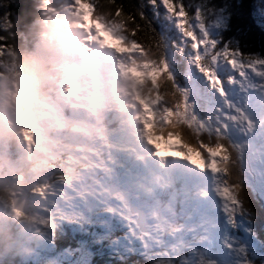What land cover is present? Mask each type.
<instances>
[{"label": "trees", "instance_id": "16d2710c", "mask_svg": "<svg viewBox=\"0 0 264 264\" xmlns=\"http://www.w3.org/2000/svg\"><path fill=\"white\" fill-rule=\"evenodd\" d=\"M36 2V0H0V63L3 58L2 49L14 50L13 52L16 53L19 51L21 47L19 37L25 33L35 20ZM87 2L90 6L91 17L88 16L89 20L96 21L100 27L106 25L111 27L119 26L126 34L124 39L135 45V49L128 47V49L133 50L129 69L138 72L141 76V85L136 88L135 99L148 108L147 114L143 113L144 118L148 122L147 125L143 126L145 133L157 139L160 151L170 157L189 159L195 162V166H205L211 161L212 166L218 168L221 174L223 186L228 185V194L223 199L230 204L236 203V191H233V189H236L237 185L240 186L237 191H239V198L243 207L236 211L235 223H230L228 216L224 213L223 223L226 224L230 232L239 236L237 240L231 238L229 243L233 246L231 251L228 247L229 244L223 243L229 250L227 254L229 256L228 264H240L245 259L251 264H264V188L257 189L256 174L253 173L251 168L247 169L245 159L239 155L241 151L238 145L236 144L239 151L232 140L229 139V135L220 129L221 125L217 126L218 122L214 120L215 116L206 115V107H200L203 116L200 117V121H197V125L187 122L186 118L189 112L185 109L187 106L185 101L191 100L190 96L194 95L193 91H186L188 90L186 88L188 79L185 77L188 76L189 66L186 64L184 57L178 56L172 63H165L167 47L159 21L157 20L156 23L150 24L149 18H141L139 15L142 10L141 7H143L147 15H151V7L147 3L143 5V0H87ZM209 3L213 5L226 4L227 16L225 21H217L221 31L220 42L226 43L231 47H238L246 53L253 54V56L259 55L264 59V27L261 26L262 23L260 21H255L251 14L255 0H210ZM255 67L257 73L259 67ZM0 71H3L1 67ZM258 78H262L264 83V76H259ZM224 82H227L226 78ZM208 89L207 86H201L200 84L193 99L207 95ZM257 92L262 95L259 89H257ZM211 94H214L212 90ZM263 96L264 94L261 97ZM132 99L131 97L130 100ZM208 111L213 113V110ZM39 114L37 124L38 126H43L42 115L44 112ZM44 116L48 117V115ZM68 133L69 129L63 128L54 136L62 135L64 138H68ZM39 134L49 137V133L44 134L39 131ZM57 144L73 149L72 140L56 141L53 146L57 147ZM15 149L14 144L6 147V149H3L2 146L0 147V187L7 184L5 182L6 176L10 178L5 190L0 189V201L3 202L4 206L8 205L4 208L0 206V219L10 223L12 219H18L19 214H25L36 206L32 200V192H29L27 211L21 213L13 209L11 202L13 194L24 191L28 185L36 186L37 190L43 188L39 197L45 205L43 210L49 211L52 207L49 214H54V218L60 220L59 223L61 225L62 221H64L62 228L54 226L49 231L53 237L52 241L55 242V245L57 243L58 248L65 249L69 244L79 243L87 255L85 264H141L139 261L144 258L141 256V245H145L147 238L140 236L143 233L139 231L135 235L131 233L130 223H127L126 220L121 219L118 215H121V213L118 212V205L115 199L110 202L109 200H103L102 197L96 198L95 194L89 191V186L92 185L95 188L106 190L104 192L112 198L120 195L118 192L109 194L110 187L114 183L108 177H113L111 175L116 170L123 171L122 165L106 158L98 160L95 157L93 160L82 161L78 168L87 169L89 176L86 177L88 182L81 185V189L78 190L79 193L76 194V191L66 190L62 195H59L54 190L49 195L42 190H45L46 184H48V188L53 184L52 177L54 174L58 176L57 174L63 171L60 168L53 173L44 171V176L51 177L49 179L41 177V181H38L36 176L32 174V172L35 173L36 171L35 152L26 156V154ZM201 150L207 155H202ZM37 152L40 154L45 153L44 150ZM13 153H16L14 157ZM81 153V150H79L78 154L81 155ZM11 158L14 160L13 165L17 173L13 172V174L8 175ZM165 163L169 164L170 160L166 158ZM134 177L136 178L135 175ZM132 180V178H128L123 185L117 186L121 192L128 195V200L135 204L137 198L135 192L137 189ZM85 188L87 189L85 190ZM57 189H59L58 185ZM141 194L143 195L144 192H141ZM220 194L222 193H213V197L209 200L211 204L208 203L211 207H213L215 202L219 201L216 198ZM75 195H88L87 198L90 201L92 200L93 210L89 209L88 223H79L73 220V224H67V221L70 220L68 214H64L66 216H57V212L60 210L69 213L68 211L71 207H67V203L63 204V202L69 196L74 198ZM169 195L170 197L173 196L172 194ZM189 203H192L193 207L196 208L194 201L187 202V204ZM185 204L180 203L178 208V212L181 214L179 216L180 219L175 222L170 219L168 224L164 226L165 232L163 235H165V241L170 240V242H166L167 247H164L163 252L160 248L162 244L159 243L160 247L157 244L160 237L153 233L147 236L151 239L149 242L152 244L149 246V250L152 253H149L151 260L144 264H188L185 254L197 247L196 239L194 240L193 238L195 234H204V239L210 244L212 249L218 244L211 239L214 233L207 231L208 226H205L206 223L201 224V222L193 218L188 221L191 215H183L182 211ZM201 205L203 206V202H201ZM78 207H86V205L81 203ZM7 208L10 211H7ZM237 208H239V205H237ZM14 212L16 213L14 214ZM45 213L47 214V212H42L41 214ZM34 214L35 212H31V216L27 220H22V228L26 232L33 231L34 224L38 222L39 214ZM129 216H131L133 224L134 215L129 213ZM104 219L111 221L109 227L104 223ZM218 220L216 215L213 217L208 215L205 222L211 221L213 223L216 221L215 224H217L221 222ZM187 221L189 225H186ZM46 222L48 224L52 221L46 220ZM6 223H1V226L6 225ZM1 226L0 232L4 230ZM100 226H102L103 231H100ZM167 228L175 229L174 231L176 232L178 230L183 232L181 239L185 241L186 245L183 246L186 252H176V249H178L176 237L171 234L173 230L170 231ZM135 229H138L137 224ZM149 229L152 231L153 227ZM85 233H92V237L84 236ZM101 234L104 236H101ZM125 236L129 237L130 241ZM237 245L240 247L238 251L234 249ZM167 252L172 253L171 258L173 261L169 260L166 255ZM221 252L223 253V250ZM160 253H162V256ZM196 264L218 263L208 256L204 262H196Z\"/></svg>", "mask_w": 264, "mask_h": 264}, {"label": "rangeland", "instance_id": "374dc122", "mask_svg": "<svg viewBox=\"0 0 264 264\" xmlns=\"http://www.w3.org/2000/svg\"><path fill=\"white\" fill-rule=\"evenodd\" d=\"M36 1V12L34 14L35 25H33V27L31 28L29 36H26L22 40L23 48L21 49V52L18 54L8 49H2L3 58L2 62L0 63V67L3 69V71H0V147L2 146L3 149H6V147L14 144L16 150H18L17 145L20 144V142H23L24 148L22 153L26 154V156H29L30 152H35V160L37 161L35 167L36 171L35 173L32 172V174L36 176L38 181H41V177H44L45 179H49L51 177L44 176V171L53 173L56 172L58 168H60L63 172L59 174V180H57V176L54 174L52 177V180L54 181L53 184L49 188L48 184H46L45 190L42 191L46 192V194L51 195V193L56 190L59 195H62L65 187H77V180L81 177L86 176L88 170L85 168L79 169L77 167L76 161H78L79 159L78 157H75V155H72L73 149L63 147L59 144H57V147H54L53 145L57 141L56 138L50 136L46 137L42 134L40 135L37 119L39 118V113H43L44 111L48 110L46 104L50 103V93H53L54 96H57L60 92L64 91L63 81L65 80V75L59 72L58 69H55V67L59 65L57 64L50 70L45 84L40 88H37L35 85L28 81L23 62L25 57L36 50L38 44L43 38V29L52 20H66L69 22L71 28L74 29L77 33L78 38L76 40V47L83 44L90 48H94L95 45L99 43L101 46L102 39L95 31V29L98 28V24L96 23V21L93 20V23H91V21L88 19V16H90V6L87 0ZM143 1V5H145L147 3V0ZM186 2L199 4L204 8L206 19L208 22L209 34L212 39H215L217 42L219 39L220 42L219 36L221 31L219 30L217 21H225L227 16V12L225 10L226 4L222 3L220 5H213L209 3L210 0H186ZM251 14L254 17L255 21H260L264 24V0H255V5L252 8ZM158 21L161 25V31L163 33V36L165 37L167 47L165 63L169 64V62L172 63L176 58L175 53L178 50L177 45L180 43V41L174 27H172L170 22L165 18L162 9H160V17ZM36 24H39V26H36ZM86 24L91 26L86 28ZM107 27L110 30L108 33H106V36L111 44L125 45L126 47H133V49H135V45L129 43L126 39H124L126 37V34L124 33V30H122V28H120L119 26L111 27L109 25H107ZM32 38L35 39L32 40ZM173 41H176L177 43L174 44ZM224 44L226 47H228L226 43ZM98 49L100 50L101 48L99 47ZM106 49L107 54L110 57L106 60V57H104L105 55L97 54L95 57L97 67L101 69L105 63L107 66H109L107 68L109 69V73H112V76H110L109 74L108 75L112 78L114 76L112 89L119 97L132 95L134 87L133 80L131 78H127L121 70H116L114 65L116 58L115 56L118 52H120L119 48L107 45ZM185 51L187 52V49H185ZM257 58L262 59L259 55H255L253 56V59L244 58L243 63H241L240 61H229L230 63H233V68L235 69L234 72L231 71L236 76L234 79L243 78L244 82L241 85L237 84L236 89H232L236 90L235 97L230 100V102L227 104L226 109L223 107L224 111L222 113L219 112V115H214V120L217 121V116H219L220 124L222 123L221 117H224L225 112L228 113V120H223V127L224 124L227 123L226 131L232 134L234 140L237 143L242 144V148L245 151L248 150L245 161L250 165L253 173L256 174L257 180L260 181L264 177V145H261V147L256 152H253L246 146V144L250 142V139L244 137L243 135L262 134L264 136V128L256 126L257 122H259L260 124L264 123V111L259 118L256 115L253 116L252 111L246 112L245 110H238L243 108V104L237 102L241 100L250 103L251 92L250 90L246 89V79H248L249 77L251 78V71H248L249 68L251 66L258 67V64L260 62L256 60ZM184 59L186 64L189 66L188 76L185 77L188 78V84L186 87L188 91H190L192 85L199 83H201V86H207L209 88V94L203 96L201 100L193 99V96H191V100L195 101L196 104L195 115L203 116L202 113L199 114L198 112L199 107H206L207 110H213V112H216L214 107L215 104H212L213 96L211 94V90L214 89L213 92L216 95L218 104H223L224 100L226 99L224 90H221L219 82H215L212 85V89H210L209 83L206 82L205 78L200 75V73L197 71V67L192 66V63L187 59V56H185ZM225 59H227V56H225ZM82 61L85 60H81L80 64H82ZM88 61H90L92 65V60L86 59L85 63L81 66V70L90 68V62ZM68 66L72 68L71 64H68ZM163 66L166 67L165 65ZM205 69H207V63H205ZM261 70L263 72L261 71L258 77L264 76V68H261ZM205 75H207V71H205ZM224 75L231 76V74L229 73H226ZM256 77L257 75L255 74V78ZM115 78L117 79V84L121 86L122 91L116 85ZM260 79L262 80V78ZM101 82L103 86H106L108 84L103 79H101ZM21 86H26V90L21 89ZM48 88L50 89L48 90ZM112 89L101 92L103 100L101 105L99 106L100 112L104 110L112 111L111 104L113 106L117 105V99L112 98L114 96ZM261 89L263 90V87H261ZM217 93H219V95H217ZM8 95L11 96L8 97ZM128 99L131 98L128 97ZM129 103L130 101L126 100L120 101V105L124 107L128 106ZM187 108L191 109L192 104L189 103ZM118 125L119 124H115V126ZM23 133H28V139L24 137ZM129 141V138L126 137L125 144L123 146L124 150L128 153L133 150L130 148ZM250 147L256 150L258 148V144L256 145L255 143H252L250 144ZM44 148L47 149V152L44 153V155H40V153L37 151H41ZM15 155L16 153H13V157ZM13 163L14 160L11 158L9 161L10 171L8 172V175L13 174V172L17 173V170L14 168ZM156 163H158V159H156ZM9 179L10 178L6 176L5 182L7 184L9 182ZM108 179L115 180L114 177H108ZM156 180L157 179L155 178H150V183L154 184ZM213 181L215 184H217L216 176H213ZM59 182L60 184H58ZM7 184L1 186L0 189L5 190ZM57 185L59 189H57ZM26 188L29 189V192H32V200L36 206L34 208L32 207L31 210L26 212L25 214H19L18 219L20 220V222L17 218L12 219L10 223H6L2 219H0V226L1 223H6V225L1 226L2 228H4V230L0 232V235H2L0 236V264H85L87 262V255L81 245H79V243H76L73 246L69 244V246L65 249H60L53 247V244L51 242L49 243L44 237H42L43 233H45V229L51 228L52 225L62 228L63 224L61 225L59 223L60 220H56L54 218V214L50 215V217L48 218L42 217L41 213L45 212L43 210V206L45 205L43 202H41L39 197L41 189L43 188L37 190V187L33 185H28ZM92 188H94V190H92ZM89 191L94 193L96 198L102 197L103 200L111 201L112 199H115L116 201H120V203L122 201H126V197L123 195H117L115 198H111V196L104 192L106 190H102V188H95L92 185L89 186ZM66 203H69L71 207L68 211L69 213L65 212L64 210H60L59 212H57L58 217L66 216L64 214H68V218L70 220L67 221V224H73V220L74 222L88 223V213L90 212L89 209H91V211L93 210L92 200L90 201L87 196L81 195L69 199L68 201L66 200ZM81 203L85 204L86 207H78V205H80ZM0 206L4 208L8 205L4 206L3 202L0 201ZM123 208L125 214H128L127 208L124 205ZM7 211L10 210L7 208ZM146 211L148 214L149 210ZM31 212H35L34 215L39 214L38 222L34 224L33 231L26 232L22 228V220H27L31 216ZM15 213L16 212H14V214ZM150 215L155 217L152 221V231L157 232L159 235L162 234L164 226L170 219L167 212L160 210L159 206L156 205V208L150 210ZM46 220L52 222L47 224ZM104 223L107 226L110 225V222L108 221L104 220ZM210 224L212 223H206L205 226L207 227ZM85 227H87V225H85ZM100 229L102 230V226H100ZM209 231L211 233H214L215 241L218 242V234L221 233V229L218 226H210ZM87 235L89 237H92V233L84 234V236ZM203 246L206 247V250L203 253L204 255L211 256V254H215L211 257L217 260L219 264H228L229 260L227 254L229 253V251L227 249H225V254L222 255L219 254L220 249L222 248V246L219 244L215 245L214 250L210 249V247L207 245ZM235 249L240 250V247H235ZM17 251H19L21 255L16 256L14 253ZM19 257L21 259L20 262H18Z\"/></svg>", "mask_w": 264, "mask_h": 264}, {"label": "snow or ice", "instance_id": "6c2138e0", "mask_svg": "<svg viewBox=\"0 0 264 264\" xmlns=\"http://www.w3.org/2000/svg\"><path fill=\"white\" fill-rule=\"evenodd\" d=\"M147 5L151 7L152 14L147 15L141 7L139 13L141 18H149V23H156L160 17V9L163 10L165 18L170 22L171 26L174 27L180 43L177 45L178 50L176 51V56L185 57L192 63L193 67H197V71L201 76L205 78V81L209 83L210 89L215 82H219L221 90H223L224 80L222 76L230 71H235L233 68V63L240 61L244 62L245 57L253 59V54L246 53L239 49L238 47H226L223 42H217L212 39L208 31V22L206 19V13L202 6L199 4H194L191 2H186V0H147ZM243 6V5H242ZM19 7V6H18ZM7 15V13H5ZM176 44V41H173ZM187 49V52L185 51ZM227 56V59H225ZM260 63L258 67L264 68V59H256ZM205 63H207V69H205ZM207 71V75H205ZM214 90V89H213ZM188 91V90H186ZM219 95V93H217ZM186 105L188 103L192 104L193 114H196V104L195 101L186 100ZM217 113L221 110L219 108L215 109ZM224 120H228V113H224ZM217 121L219 126L220 117L217 116ZM224 128H227V123L224 124ZM203 143V141H201ZM202 155L206 156V153ZM173 155H175L173 153ZM193 163H195L193 161ZM202 167V166H201ZM239 185L236 186V203L230 204L223 197L228 194V185H224V191L220 196L221 207L225 215L228 216L230 223H235L236 211L241 209L242 203L239 198ZM219 191V190H218ZM239 205V208H237ZM231 209V211H229ZM229 250H232V245H228ZM246 256V253H245ZM240 264H251V262L246 259L241 261Z\"/></svg>", "mask_w": 264, "mask_h": 264}, {"label": "clouds", "instance_id": "9594fccd", "mask_svg": "<svg viewBox=\"0 0 264 264\" xmlns=\"http://www.w3.org/2000/svg\"><path fill=\"white\" fill-rule=\"evenodd\" d=\"M77 33L68 21L52 20L43 29V38L36 50L25 57L24 67L28 81L40 88L47 81L50 70L78 55Z\"/></svg>", "mask_w": 264, "mask_h": 264}, {"label": "water", "instance_id": "95a60500", "mask_svg": "<svg viewBox=\"0 0 264 264\" xmlns=\"http://www.w3.org/2000/svg\"><path fill=\"white\" fill-rule=\"evenodd\" d=\"M13 203H14V207L20 209V210H26V192H23L22 194H16L15 196H13ZM140 216H139V224L142 226L144 224V220H143V213H141L140 211H138Z\"/></svg>", "mask_w": 264, "mask_h": 264}, {"label": "bare ground", "instance_id": "6f19581e", "mask_svg": "<svg viewBox=\"0 0 264 264\" xmlns=\"http://www.w3.org/2000/svg\"><path fill=\"white\" fill-rule=\"evenodd\" d=\"M80 34V33H79ZM80 36V35H79ZM84 37V36H83ZM87 39V38H86ZM85 39V40H86ZM32 40H34V38H32ZM82 41V40H81ZM79 42V41H78ZM91 42V41H90ZM85 43H86V41H85ZM37 44V43H36ZM79 44V43H78ZM88 45V44H87ZM90 45V44H89ZM105 57V56H104ZM110 57V56H109ZM103 59H105V58H103ZM113 64V63H112ZM112 64H111V66H112ZM116 103V102H115ZM116 105V104H115ZM117 106V105H116ZM198 112H199V114H201V112H200V110H198ZM15 147V146H14ZM23 148H24V145H23V142H20V144H18L17 145V149L19 150V151H23ZM16 150V149H15ZM179 169H181V168H175L174 169V172H175V174H176V180H177V183L182 187V188H186L187 187V185H186V183L183 181V179L181 178V176H179V174H178V171H179ZM134 176V175H133ZM131 180V179H130ZM133 181V180H132ZM181 181H183L182 183H181ZM123 185V184H122ZM126 185V184H125ZM130 185V184H129ZM187 190V189H186ZM2 234V233H1ZM21 261V259H20V257H19V260H18V262H20Z\"/></svg>", "mask_w": 264, "mask_h": 264}]
</instances>
